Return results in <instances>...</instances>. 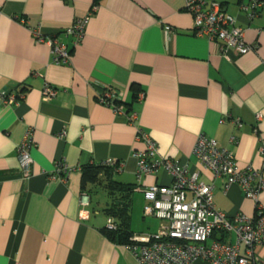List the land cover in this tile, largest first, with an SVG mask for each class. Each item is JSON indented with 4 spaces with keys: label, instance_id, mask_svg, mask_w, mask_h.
Returning a JSON list of instances; mask_svg holds the SVG:
<instances>
[{
    "label": "crops",
    "instance_id": "1",
    "mask_svg": "<svg viewBox=\"0 0 264 264\" xmlns=\"http://www.w3.org/2000/svg\"><path fill=\"white\" fill-rule=\"evenodd\" d=\"M214 1L244 29L249 52L223 54L220 42L194 35L183 0H0V264H139L125 243L105 233L104 209L113 196L99 184L83 186L81 173L85 165L120 163L118 172L105 166L114 180L132 185V236L156 232L162 222L145 212L143 189L171 178L162 170L136 177L133 154L145 148L136 139L137 128L156 142L155 157L184 163L214 185L217 210L255 214V203L238 185L226 187L225 178L212 176L192 155L203 133L264 176L258 151L264 140V5L249 16L240 9L248 0ZM92 4L96 9L73 46L63 30ZM29 28L65 43L71 63L55 64L49 46ZM46 83L58 89L52 99L43 97ZM102 86L120 93L124 106L136 113L133 121L99 103ZM21 92L16 104L1 100V94ZM27 128L32 164L23 179L16 150ZM57 161L80 169L65 182L50 179ZM91 186L104 191L98 206ZM83 192L90 195L85 217ZM259 205L264 209V191Z\"/></svg>",
    "mask_w": 264,
    "mask_h": 264
},
{
    "label": "built area",
    "instance_id": "2",
    "mask_svg": "<svg viewBox=\"0 0 264 264\" xmlns=\"http://www.w3.org/2000/svg\"><path fill=\"white\" fill-rule=\"evenodd\" d=\"M184 10L192 17L193 34L205 36L222 44L221 51L233 50L236 55H242L251 50L245 41L244 29L235 25L234 19L227 16L221 5L214 0H183ZM264 5V0H248L240 5L242 11L249 16ZM92 4L91 11L77 18L63 30L65 36L73 39L76 46L89 20L90 13L96 9ZM1 14V12H0ZM21 22L26 24L21 19ZM33 37L39 42H45L51 52L55 64L69 65L71 50L56 36L41 34L39 28H29ZM58 89L51 84H44L42 94L45 99H52ZM23 93L1 94V100L7 104H16ZM142 94H140L141 98ZM119 93L106 89L97 94L99 103L109 106L116 114L124 115L129 122L136 118V113L125 112ZM65 131L59 132L63 138ZM136 139L145 144V148L134 152L138 179L160 170L167 173L169 184H153L143 189L147 205L145 212L162 223L159 229L150 234L134 235L125 244L127 250L139 264H193L203 261L208 264H264V257L255 253L256 248H264V209L259 205V195L264 191V176L260 169L251 165H240L233 153L226 147L203 133L195 140L192 155L214 177H223L226 187L236 184L244 196L255 203V214L247 216L243 213L228 215L215 208L213 203L212 183H206L199 178V172L189 170L188 166L167 157H155L157 144L151 137L137 128ZM235 143V138H230ZM33 145L32 130L27 128L17 146V156L20 162V176L28 178L31 171L32 158L30 148ZM258 151L264 158V140L260 141ZM102 165L114 166L120 171L122 165L116 161L102 162ZM75 169L68 164L57 161L50 179L65 182ZM82 208L81 215L88 214L90 195L83 192L79 196ZM107 229H115L114 221L108 217ZM217 234V235H215ZM234 236V241L230 239Z\"/></svg>",
    "mask_w": 264,
    "mask_h": 264
},
{
    "label": "trees",
    "instance_id": "3",
    "mask_svg": "<svg viewBox=\"0 0 264 264\" xmlns=\"http://www.w3.org/2000/svg\"><path fill=\"white\" fill-rule=\"evenodd\" d=\"M106 89H112L116 93L117 90L110 86H102L98 93H103ZM133 92V98H138V90L134 84L130 86ZM120 94V93H119ZM117 104H121L126 113L130 112L131 109L125 107L123 101L117 99ZM83 186L87 183L99 184L108 192L109 195L113 196L112 202L104 209L108 217H111L115 224V229H107L105 227V233L108 237L119 242L128 243L132 236L129 230V218H130V207H131V191L132 185L122 184L114 180L113 170L102 164H89L81 168Z\"/></svg>",
    "mask_w": 264,
    "mask_h": 264
},
{
    "label": "rangeland",
    "instance_id": "4",
    "mask_svg": "<svg viewBox=\"0 0 264 264\" xmlns=\"http://www.w3.org/2000/svg\"><path fill=\"white\" fill-rule=\"evenodd\" d=\"M91 194H92V199L94 202V205L98 206V202L105 199L104 191L101 188L91 186ZM232 241H234V236L231 238ZM255 253L260 255L261 257H264V255L260 254V248L255 249Z\"/></svg>",
    "mask_w": 264,
    "mask_h": 264
}]
</instances>
